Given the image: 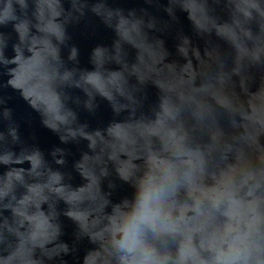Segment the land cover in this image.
I'll return each mask as SVG.
<instances>
[{"label":"water","instance_id":"obj_1","mask_svg":"<svg viewBox=\"0 0 264 264\" xmlns=\"http://www.w3.org/2000/svg\"><path fill=\"white\" fill-rule=\"evenodd\" d=\"M5 14L0 264H98L105 194L133 192L116 171L183 140L197 105L217 114L199 139L224 175L264 156V0H0ZM135 88L133 114L120 94Z\"/></svg>","mask_w":264,"mask_h":264},{"label":"clouds","instance_id":"obj_2","mask_svg":"<svg viewBox=\"0 0 264 264\" xmlns=\"http://www.w3.org/2000/svg\"><path fill=\"white\" fill-rule=\"evenodd\" d=\"M8 18L0 17V24ZM136 90L120 94L127 101L122 109L133 114L139 104ZM103 98L120 112L113 97ZM189 112L193 127L183 140L163 141L158 159L146 154L143 165L130 174L116 171L133 192L117 203L104 193V207L111 204V211L98 264H264V156L224 175L228 161L221 148H205L199 139L217 114L202 105ZM197 149L202 154L193 156ZM237 201L239 228L227 229ZM79 235H85L83 230ZM59 251L68 254L67 244Z\"/></svg>","mask_w":264,"mask_h":264}]
</instances>
